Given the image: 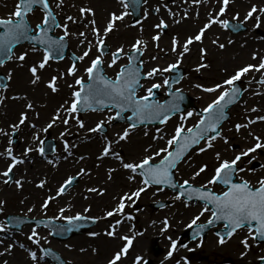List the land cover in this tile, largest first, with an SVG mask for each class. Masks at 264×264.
I'll use <instances>...</instances> for the list:
<instances>
[{
    "label": "snow or ice",
    "instance_id": "snow-or-ice-1",
    "mask_svg": "<svg viewBox=\"0 0 264 264\" xmlns=\"http://www.w3.org/2000/svg\"><path fill=\"white\" fill-rule=\"evenodd\" d=\"M235 0H180L181 5H194L191 10L183 7L181 12H174L168 7V4H158L153 11L159 13L161 7L166 9L169 17L172 18V24H181L188 19L200 18V7L207 8L205 19L199 27L190 34H186L183 39L179 34L171 36L170 47L164 49L160 47L159 41L169 24L163 17L152 27L156 29L155 35L151 36V41L160 53L168 55L171 53L173 59L166 66L156 63L145 70L146 61L142 58L145 50L148 48L149 41L137 37L131 44V51L120 45L111 50L106 46V38L109 33L117 29V22L124 21L125 17L139 11L142 4H147L148 0H118L122 10L111 11L105 18L103 24L98 23L96 10L86 3L80 5L72 4L70 7L77 8L78 15H65L64 23L58 20L59 10L63 11L65 0H16L14 9L5 18H0V68H5L9 62H17L16 67L26 68L29 77L28 85L30 90L35 92L37 88L43 85L46 91L42 96L47 98L50 94L55 95L61 92L66 85L70 90L68 99H64L50 114L47 121L39 123L40 111L38 108L46 107L45 104H38L37 101L29 95V92H16L8 95L12 87L11 81L14 76V69L8 68L6 75L0 76V106L7 107L6 101H17L20 104L18 114L14 121H10L7 128L0 127V138H6L7 143L0 150V161L3 162V169L0 170V183L11 186L14 184L18 190H22L24 184L34 183L36 188L45 189L48 185L46 178L38 181H26L25 176L15 178L14 169L23 165L26 161H31L30 154L35 153L43 157L47 164L52 168H57L61 160H68L74 157L73 149L77 147L74 143H69L67 136L73 135L72 129H85V120L81 118V113H100L102 116L95 120L94 126L86 128L88 133H103L102 147L97 156V160H104L111 156L119 162L120 169L125 170L126 179L135 182L136 186L128 191H122L113 197L115 204L111 207L104 208L103 214L99 216H85L82 212H76L74 215H66L71 207L58 208V215L48 217L46 215L49 205L55 202L59 197L69 192L74 186L77 177L90 174V170L80 167L74 175L66 176L58 183L55 190L48 188L42 198L39 208L43 215L40 218L28 215H8L7 224L0 221V234L9 232L8 225H12L17 231L20 225L32 223L26 233V239L35 247L26 246L17 239L7 237L10 242L5 243V239L0 238V264H9L8 259L14 250L19 248L24 251L28 264H42L47 258H51L55 264H71L62 258L60 253L54 251L51 247H45L48 243V237L42 236L38 231L41 226L50 229L49 235L53 232L62 234L71 232L79 227V222L89 220L96 223L100 220L118 217L109 222L102 231H90L88 235L92 238L106 236L113 241L119 240L118 244L107 256L105 264H124L128 257L133 241L137 236L142 235L140 232H134L129 229L130 235L120 234L119 228L125 219H133L126 213V204H135L136 201L148 189L157 186L156 191H161L159 186L166 185L172 189H177L174 200L181 201L184 206L188 207V201L198 200L203 204L199 211L195 213L188 227L196 226L194 238L209 226L222 222L224 232L216 231L217 242L224 245L234 236L240 235L239 240L242 251L241 257H246L252 249L253 242H264V174L256 176L255 182L251 179L240 175L244 172L255 173V167H242L247 162L257 160L259 156H264V132L257 133L254 126L264 125V107L247 106V101H243V121L234 122L227 129L234 136L225 134L224 122L229 119L228 112L230 106L240 102L244 91L237 86V82L242 79L248 81L249 86L252 84L260 85V90L250 92L251 96L264 95V47L257 46L248 52V59L241 63L235 64L231 71L227 66L219 68L223 75L219 79H213L211 82H204V75L212 70V63L208 60V49L203 47L206 33L214 25L223 30H231L239 35L243 29L246 35L255 32L264 25V0L259 3H252L249 0V6L243 15L240 11H232L230 4ZM176 3V0H172ZM211 5V7H209ZM131 8L132 12L129 11ZM36 11L41 13L39 20L33 26L29 20V15ZM231 13L230 19L222 17ZM143 17L147 19L149 10L144 9ZM71 25H82L85 30L71 31ZM135 25H140V32H143V24L140 20L135 21ZM131 25V26H135ZM125 27L130 25L125 24ZM60 29L61 34L54 35L53 30ZM91 34L93 39L88 38ZM69 37H76L79 45H82L80 55L72 54L71 63L63 70L57 69L55 74L44 76V70L50 66L53 59L61 60L64 58L63 52L68 44ZM256 39L264 43V37ZM22 41L29 42V48L17 54L15 48ZM211 43L220 51H226L227 48L236 43L232 38L226 42H221L219 36H215ZM199 44L198 61L193 67V71L200 75L201 82L193 83L191 86L203 93L214 94L213 98L205 107L198 112L184 111L181 108V102L184 99V91L180 87H174V84H180L182 77L169 79L166 73H172L178 69L187 54L191 53L192 45ZM248 46V39L245 38L239 47L245 49ZM96 52L93 54V49ZM30 53L39 54L36 60H30ZM108 57L107 61L105 57ZM151 61H159V55L149 57ZM126 60V63H121ZM83 62V68L79 64ZM114 69L112 76L108 75L105 68ZM81 71L83 75H81ZM254 73L256 75H254ZM65 77L71 78L69 83ZM160 79H157V78ZM64 81V85L60 82ZM164 88L168 99L160 100L156 98V90ZM141 92L143 94H141ZM130 113V114H126ZM255 114V115H251ZM193 116L196 120L188 124V120ZM173 117H178L172 132L166 134L163 129L156 128L155 134L151 136V141L143 147L142 155L139 157L126 158L116 151L114 146L119 145L121 141L129 142L131 135L140 125H147L149 122L158 121L161 125H166ZM123 119L127 121V127L115 132L112 138L105 133V128L114 120ZM74 122V123H73ZM27 128L31 132L30 140L23 148L22 152H15L13 136L17 135L21 128ZM61 129L58 132V138L63 145V152L66 155H53L49 158L46 153L56 152L54 146L46 149V140L42 134L49 133L50 130ZM143 135L148 137L149 132L144 131ZM233 139H243L246 141L243 147L236 145L233 147ZM164 141L163 145L158 142ZM222 142L225 147L214 151L215 166L206 176L205 182L194 183L198 177L209 170L206 162L193 164L191 152L195 149L198 154L206 153L209 150L217 149V144ZM231 151V155L225 154ZM85 160L81 155L76 158L79 163ZM186 164L192 169L190 179H184L182 182L174 179V170L179 171V166ZM97 167H100L97 164ZM264 168V164L260 165ZM26 171V170H25ZM116 168L107 169V180L113 179V173ZM137 177L139 180L137 181ZM210 185H222L223 188L217 192ZM90 194L100 197L107 193L108 188L105 186H92L85 189ZM156 193H153L155 196ZM84 199H89L85 196ZM23 203V201H21ZM159 203V201H157ZM6 200L0 199V214L5 213ZM35 205L28 207L27 212L32 213ZM160 207L165 205L160 203ZM92 205L89 204L84 208V212H91ZM205 213H210L209 217L200 223L201 217ZM63 220L67 224H58L54 221ZM156 224V221H152ZM161 234L170 227L168 217L163 219ZM170 241V247L165 259L171 258L178 248V241L171 236L167 237ZM43 242V243H42ZM187 247L186 245H180ZM71 249V244L65 245ZM79 251L84 253L85 248ZM91 251L95 254L98 248L92 247ZM258 264H264V254L257 256ZM132 264H149L143 255H135ZM176 264H180L177 261Z\"/></svg>",
    "mask_w": 264,
    "mask_h": 264
},
{
    "label": "bare ground",
    "instance_id": "bare-ground-1",
    "mask_svg": "<svg viewBox=\"0 0 264 264\" xmlns=\"http://www.w3.org/2000/svg\"><path fill=\"white\" fill-rule=\"evenodd\" d=\"M253 1H254V3H259V0H253ZM78 3L90 4L96 10V17L95 18H97V20L100 21L102 24L105 21V18L107 17V15L111 11H119L121 9L120 5L118 4V0H65V6L68 5L69 7L72 4L77 5ZM158 4L162 5L163 2L160 0H148L147 4H143L141 13H143L144 9L147 8L149 10V15H148L147 19H145L142 15V21H141L143 24V32L142 33L148 34L151 30L157 31L152 26L159 22L160 17H163L166 20V22H168V24H169L167 32L164 35H170L174 32H177L178 34L179 33H181V34L182 33H189L193 30V28L195 26L200 24V22L204 21L205 13L207 11V8L200 7L201 15H200L199 20H196L193 18V19H188L181 24L174 25L171 22L172 18L168 16L166 9H164L163 7H161V11L159 13H156L155 11H153L155 6H157ZM171 4H173V5H168V7L171 8L174 12H179L182 6L188 7L190 10L192 8L196 7V6L191 5V4H189L187 6L181 5L178 3H171ZM242 6H243V1L242 0H236L233 4H230V9L232 11L238 10L243 15L244 12L241 11ZM209 7H211V5H209ZM56 11L59 12L58 20L61 23L65 22L63 17L65 15H67L66 13L71 14V15H75V8L74 7H71L69 12L65 11L64 9L62 12H60L59 10H56ZM230 17H231V13L223 16L222 18L228 19ZM117 24H119L117 29H115L113 32L109 33V35L113 34V36H115V37H120V36L129 37V36L135 34L134 29H136L138 31V33H141L140 32V25H135L133 27L132 26L125 27L124 26L126 24L125 19L122 22H117ZM71 26L72 25H70L71 31H76V27L72 26L73 27L72 28ZM261 29H264V25H262L255 32L248 33L247 35L243 34V35H239L237 37H230L224 31H222V29L219 26L214 25L212 27V29L206 33V36H205L204 42H203V44H206L207 49H208V60L212 63V70L208 73H205L204 82H211V80H213V79H218V77L222 74L219 72L220 67L227 66L229 68V70L231 71V68L235 65V61H236L235 59L246 61L248 59V52L252 48H255L257 46L264 47V43H262L260 40L256 39L257 37H259L258 33H259V30H261ZM54 34H61V30L56 29ZM215 36H219L221 42H226L228 38H232L233 40L236 41V43L234 45L229 46L226 51H220L215 47V45H213L211 43L212 39ZM88 38L91 39V36H88ZM245 38L248 39V46L245 49H241L239 47V45L243 41V39H245ZM159 44H160L161 48L167 49L166 46H164L162 40L159 41ZM198 45L199 44H194L191 47L193 49L194 47H197ZM68 47L75 54H76V52H79L82 50L77 45L75 37H69L68 38ZM16 50H18V49H16ZM152 55H159L161 57V59L159 61H157L156 63H160L162 65V63L164 62V63H166V64H163L164 66H166L167 63L170 62V59L173 58V55L171 53H169L168 55H164L163 53H160L159 49H157L156 47L154 49L148 48L147 52H145L143 54V57H142L146 61L145 70H147V67L154 65L153 61H151L149 59V57ZM198 57H199V53L195 55V53L193 51H191V53L186 55L187 60L196 61L198 59ZM38 58H39L38 54L30 53V57H29L30 60H36ZM13 63H17V62H10L9 64H13ZM58 64L59 63H50V66L44 70V74H45V72H50L51 74H55V71L57 69H59ZM186 65H189V64H186ZM194 65L195 64H192L193 67H194ZM105 68L107 70V73L110 76H112L114 74V69L107 68V63L105 64ZM192 69L193 68L190 69L191 75L195 79V80H193L192 83L201 82L200 75L195 73ZM167 74L168 73H166L165 75H167ZM254 75H256V74L254 73ZM25 77L26 76L24 75V73L22 71H20L19 73H17V76H16V73H14L13 80L15 79L16 82H18L22 85L23 82L28 81L27 78H25ZM68 78L69 77H65V79L67 81H68ZM157 79H160V78L158 77ZM68 82L71 83L70 81H68ZM240 82H242V89H247V91H244V93H243V99L241 100V102L244 100L247 101V106H248L250 101L251 102H250L249 106H257V104L264 103V95H261V96H259L257 103L252 104L253 99H255V97L251 96L250 92L253 90H260V85L252 84L251 86H249L248 81L246 79H242ZM60 83L62 85H64V81H61ZM20 84H18V85H20ZM28 86H29L28 84H27V86H23V85H22V87L19 86V90L20 89L25 90L26 87H28ZM43 91H46V89H44L43 85H41L39 88L36 89L35 93H37V94L39 93L40 95H42ZM159 91H163V94H164L165 90L161 88V89H159ZM194 91H195V93L196 92L203 93L197 89H194ZM203 95H205V93H203ZM69 96H70V90L65 85L62 88L60 93L55 94V95L50 94L46 99H44V101H42V100L37 101L36 100L38 104L43 103L46 105V107L38 108V111H40V112L43 111L46 113V115L48 114V116H50L52 111L60 103H62L64 99H68ZM162 97L163 96H161L160 98H162ZM18 103L19 102H16V108H18ZM244 107H245V105L242 106L241 109H237V108L232 109L233 110L232 113L234 114L235 119H237V117H239L240 120L243 119V108ZM262 107H264V104L262 105ZM15 111L16 110H10V113L14 114ZM261 114H264V113H261ZM100 117H98V118H100ZM173 122H178V117H173L169 121V123H173ZM166 128H167V126L163 127V131H166ZM228 128L229 127L225 128V134L229 135V136H234V133H229L227 131ZM254 129H255V131H257L258 130L257 126H254ZM118 130L119 129L117 128L115 131L118 132ZM26 131H27V129H22L20 131V135L23 136L26 140V141L23 140V143L25 145L28 143L29 137H30V130L28 129V133L26 135L27 137L24 135ZM147 131L149 132V135H148V137H145L143 135L144 130H141V131L135 130L136 133L134 134V136L131 135L129 142H127V143L123 142V144H122V141H121L120 144L115 145L114 148H117L119 146L120 147H128V146L133 147L134 146L133 148H136L139 150L142 149L148 143L152 142L150 138L152 135L155 134V130L148 129ZM262 132H264V130L259 131L258 133H262ZM109 138H112V136H110ZM66 139H68L69 143H74L77 145V147L75 149L77 150V152H79L78 153L79 155H80V153H83L85 150H87L89 148L95 149L97 146L102 147L101 137L99 135L94 134V133H88L87 131L73 132V135L67 136ZM57 141H59V140H57ZM163 142L164 141H159L158 143L161 144ZM232 143H233V147H235L237 144L242 147V146H244L246 141H244L243 139H233ZM224 147H225V145H223L222 142H219L217 144L216 150L223 149ZM0 150H2V149L0 148ZM56 154L66 155V153L63 152V145L60 141H59V147L57 149ZM228 154H231V151H229L225 155H228ZM30 155H32V154H30ZM201 155L202 154L198 155L196 157V159H194L192 161L194 165L199 164L201 162H207L203 156L201 157ZM70 158H73V157H69V159L66 161L61 160L60 164L55 169L49 165L45 168L42 162H38V161L33 162L32 165L30 166L32 170L33 169L38 170L39 172L42 173V175H44V173H45V175L42 177V179L46 178L48 180V185L46 186V188L45 189H39V188L35 187L34 183H27L26 182L24 184V187L22 190H18L16 188V189H8V191H7V188L0 185V198L3 200H6L7 202H8V200L13 199L14 201H13L12 205H10V207L14 208L15 210L20 209L21 211L26 213V215L39 214L40 212H42L41 209L39 208V204H40L42 198L44 197L45 193L47 192L48 188L53 189V183H54L53 179L55 177H57V175L61 174L64 171H66V172H70V171L77 172V170L80 167H84V168L90 170V174L81 177L80 183L72 191L70 198H71V201L78 203L79 208H82V209H84L87 205L91 204L92 205V212L95 213L96 216H99V215L103 214L102 210L104 208L111 207L115 204V201L113 200L114 196H117L122 191H128L130 188H133L136 186L135 182H130L126 179V173H124L125 170L120 169L119 164L100 165V167H97L96 160L91 155L89 156V158L86 159V161H84V162L82 161L80 163H76V162H74L75 159L71 160ZM258 159L260 160L261 164H264V156H259ZM208 160H210V161L214 160V151H212L211 155L208 156ZM2 163L3 162L0 161V165ZM108 168H116L117 169V171L115 173H113V179L111 181L107 180V169ZM25 175H26V173L23 176H25ZM198 178L200 180L201 179L203 180L204 176L201 175ZM255 178L256 177H252V176L248 177V179H251L253 182H255ZM25 179H26V181H33V180H28V178H25ZM137 181H138V179H137ZM203 182H205V181H202L201 183H203ZM92 186H105L108 188V191L103 196L97 197V196H95V194H90V193L85 191L86 188L92 187ZM145 194H146V192L141 195V197L136 201L135 204H126V209L129 210V208H130L131 212H133V213H131V216L133 217V219H125L122 226L119 228L120 234L130 235L131 234L129 232L130 228L134 232L142 233V235L137 236L136 239L133 241V246L130 248L129 252L139 251V250L145 249L144 245H145L146 241L151 240L155 236H160V238H162V239H165V238L171 236L173 239H176L178 234L183 229L188 227V224L191 220V219H189L190 217H187V216H189V214H186L185 218H181V216H183V214H185V213L181 212L182 211L181 207L189 210L193 214L197 213L201 207L198 204H194V205L188 204V207L186 208L183 205V203H181V201L174 200L173 198H171L170 203H169V218H168L169 222H170V227L167 231H165L163 234H161V232H160V228L162 227L161 220L163 221V219L153 220V221L157 222L156 224H153L152 221H149L145 215L146 211H145L144 207H142L144 202L146 201V200L142 199L143 198L142 196H144ZM85 196H88L89 199H84ZM21 201H23V203H21ZM36 202H37V204H36ZM33 205L36 206L34 212L28 213L27 212L28 207H31ZM60 207H67V206H60L59 200L57 199L55 202H53L49 205L47 212L58 214V208H60ZM73 209H75V208L71 207V210L69 212H72ZM126 209H125V211H126ZM126 213L130 215L129 211H126ZM116 218H118V217L108 218L107 220H100L101 228L104 229L109 222L114 221V219H116ZM243 234H245V232H242L238 236L232 237L231 239L228 240L227 243L241 247V249H242V246L239 244V240ZM18 240L20 242L24 243L26 246L30 247V245H31V243H29L30 241H28L26 239V233L24 231L20 233V235L18 236ZM78 240L79 239H74L73 242L77 243V242L83 241L81 239L79 241ZM98 242H99L100 246L97 247L98 248L97 253H101V254H107L108 253V254H110V252L119 244L120 241L119 240L113 241L111 238H108L106 236H101V239H99ZM202 244L203 243H200V242L189 243V242H184V241L180 240V241H178V248L174 252L173 256L171 258H168V259L164 258L160 264H176L177 261H180V264H182L181 263L182 256L189 255L191 253H195V252L199 251L203 247ZM180 245H186L187 247H182ZM234 260L237 261V262H235V264H252L251 260L247 256L246 257L238 256L236 259H233V257L230 256L228 258L227 262H222L221 264H234L233 263ZM208 262H209V264H212L210 261H208ZM10 264H28L27 258H25V256H23L22 250H19V249L14 250ZM124 264H129V261L127 260V258L124 260Z\"/></svg>",
    "mask_w": 264,
    "mask_h": 264
},
{
    "label": "rangeland",
    "instance_id": "rangeland-1",
    "mask_svg": "<svg viewBox=\"0 0 264 264\" xmlns=\"http://www.w3.org/2000/svg\"><path fill=\"white\" fill-rule=\"evenodd\" d=\"M160 1H162L163 4L167 3L168 5H173V4H171L172 0H160ZM242 1H243V6H242L241 11L244 12L247 9V7L249 6V0H242ZM251 2L254 3L253 0H251ZM15 3L16 2H14L12 0H0V18L7 17L8 14L14 9ZM176 3L180 4V0H176ZM80 4H82V3H78L77 5H80ZM185 6H187V5H185ZM142 7H143V4H142ZM142 7H141V12H142ZM183 7L184 6L181 7L179 12L182 11ZM70 8L71 7L66 5V6H64L63 9L65 11L69 12ZM120 10H122V9H120ZM66 14L67 15H71V14H68V13H66ZM32 15H31L32 18L30 17L29 20L32 22V24L34 26L35 23L38 22L41 13L39 11H36ZM75 15H78L77 8H75ZM230 18H228V19H230ZM138 20H140V21L142 20V13H140V17H139ZM202 22H200V24L195 26L192 31H194L197 27H199ZM98 23L102 24L100 21H98ZM125 23L127 25H130V26L131 25H135V21L133 20V17L131 15L125 17ZM117 25H119V24H117ZM72 26L76 27V31L85 30L82 25H80V26L72 25ZM222 31H224L230 37H237L239 35L246 34V31H244V32H242L239 35L233 36L228 30H223L222 29ZM134 32H135V34H133V35H131L129 37H124V36L115 37V36H113V34L108 35V37L106 38V46H107V48H109V49L114 51L116 47H118L120 45H124L126 50L131 51V47L130 46H131V44L134 42V40L137 37H140L143 40L149 41L148 48H151V49L155 48L154 42L151 41V36L155 35L156 31H152L151 30L148 34H144V33H138V31L136 29H134ZM166 32H167V29L164 31V33H163V35L161 37V40H162L164 46H166V48L168 49L170 47L171 36L175 35V34H178V33L174 32V33H172L170 35H164ZM191 32L182 33V34L179 33V36L181 37V39H183V37L186 34H190ZM88 36H91V34L89 33ZM258 36L259 37H264V29L259 30ZM91 39H93L92 36H91ZM76 43H77L78 46H81V49L83 48L82 45H79L77 38H76ZM29 46L30 45H27V44L19 46L18 50H16L17 54L19 52H21V51L27 50L29 48ZM202 46L207 48L206 44H203ZM199 47H201V45H198L197 47H194L192 49V51L195 53V55L199 53L198 52ZM67 48H68V52H67V56H65V58H63L62 60H59V61H52V60L50 61V63H59L58 64L59 65V69H61V70L65 69L71 63V56L74 53L69 47H67ZM147 49L145 50V52H147ZM81 51L76 52V55H80ZM95 52H96V50L94 48L93 49V54H95ZM107 59H108V57L106 56L105 60L107 61ZM172 59L173 58L170 59V62L172 61ZM235 60H236L235 64L243 62V60H237V59H235ZM197 61H198V59L196 61L187 60L186 57H185L182 65L179 67L183 71V78L181 79L180 84H177L176 87L182 88L184 93L194 102V109L200 110L203 107H205L208 102H210V100L213 98L214 94L205 93V95H203V93H198V92L195 93L194 89L192 88L191 85L193 84L192 82L195 79L191 75V70L190 69L193 68L192 64H195ZM156 62L157 61H153V64H155ZM9 63L5 66V68H2L1 70H3L6 73L8 68H13L14 69V73H16V76H17V73L22 71L24 73V75L26 76L25 78H27V80H28L29 74H28L26 68H18V67H16V63H13V64H9ZM121 63H126V60H122ZM163 64H166V63L163 62L162 65ZM186 64H189V65H186ZM79 67H81V69L83 68V62H81L79 64ZM50 74H51L50 72H45L44 76L48 77ZM80 74L83 75V72L81 71ZM222 75L223 74H221L218 77V79ZM68 81L71 82V78L70 77L68 78ZM18 84H20V83L16 82L15 79L11 81V85L15 86L16 89H13L11 87L9 89V91H8V95H13L16 92H25V91H27V92H29V95L31 97H33L35 100H37V101H40V100L44 101V99H46L45 97H43L39 93L37 94L35 92H32L30 90L29 86L26 87L25 90H21V89L19 90V86L20 87H22V85L23 86H27V84H28L27 81L23 82L22 85L21 84L18 85ZM237 86L242 88V82H240V81L237 82ZM165 91H164V94H165ZM164 94H163V91H159V89H158L157 90V96H158L157 99L164 100L166 98V96H165V98H160L161 96H164ZM254 97H255V99H253L252 104L257 103V100L259 98V96H254ZM242 99H243V97H242ZM250 102H249V104H250ZM5 103H6L7 107L0 106V127L7 128L8 123L10 121H14L16 119V116L18 114V110L20 108V104L18 103V108H16V101L12 102V100H8ZM249 104H248V106H249ZM263 104L264 103L257 104V105L262 107ZM241 105L244 106L243 101L242 102L241 101L238 102L235 106H233V108H231L229 110V119L224 123V129L227 128V127L230 128L232 126V123H234V122H238V121L242 122L243 121V119L240 120L239 117H237V119H235L234 114L232 113V111H233L232 109H234V108L241 109V107H242ZM9 110H16L15 113H14L15 115L11 119L9 117H7V115L9 114L8 113ZM186 111H192V112L195 113V111L193 109H189V110H186ZM94 114L95 115H93V114H81V118L85 120L86 128L89 127V126H94V122H95L96 119H98L97 115L99 113H94ZM251 115H255V114H251ZM48 118H49L48 114L46 115L45 112L41 111L40 112L39 123L43 124L45 121L48 120ZM195 120H196V117L193 116L192 118H190L188 120L187 123L190 125V124L194 123ZM176 123L177 122H173V123H169L168 122L166 125L139 127V128H137L136 131H141V130L145 131V130H148V129L156 130V128H158V127L163 129V127L167 126L166 131H164L165 134L167 135V134H170L172 132V130H173V128H174ZM256 126H257V129L259 131L264 130V125L258 124ZM106 127H107L106 134L110 137V136H113V134L116 132L115 130L117 128L119 129L118 131H120L124 127H127V123H121V124H117V125L114 126L113 125V121H112ZM86 128L85 129H78V128L74 127L72 129V131L73 132H84V131H86ZM60 130H62V128L61 129L54 128V129L50 130L49 133L42 134V138L43 139L44 138L52 139L55 142L56 152H57V149L59 147V141L60 140L58 138V132ZM258 130L256 131L257 133L259 132ZM27 133H28V129L25 132V135H27ZM135 133L136 132H134L132 135L134 136ZM94 134H97V133H94ZM30 136H31V132H30ZM99 136L102 139V134H99ZM165 138H167V136ZM13 140H14V136H13ZM22 140H25V138L24 137L21 138L20 141H22ZM29 140H30V137H29ZM57 140H59V141H57ZM123 142L124 141H122V144H123ZM6 143H7L6 138H0V148L1 149H3V146L6 145ZM163 143H161V144L159 143V144L163 145ZM17 145H18V142L13 144L14 150L16 152L23 151V148L25 147V144L21 145V147L19 148V151L17 149ZM133 147H130V146H128V147H120L119 146V147L115 148V150L120 152L121 155L125 156L126 158L139 157L140 155H142L143 148L139 150V149H136V148H133ZM100 150H101V146L100 147L97 146L95 149L89 148V149L85 150L83 153H80V155H79L78 154L79 152H77L76 149H73L74 157L70 158V159L71 160L75 159L74 162H76V158H78L79 156L83 155V156H85V160H83V162H84L91 155L92 157H94V159L96 160V163L99 164V165L119 164V162L116 161L111 156L105 158L104 160H97V156L99 155ZM215 150L216 149H213V150H209L206 153H202L201 157L203 156L204 159H206V161H207L206 163H208V165H209V170L205 174H202L204 176L203 180L202 179L200 180L199 178H197V180L194 181V183L198 184V183H201L202 181H205L206 176L210 174L211 169L215 166V160H211V161L208 160V156H210L211 152L215 151ZM56 152L52 153L51 155H47V156L49 158H52L53 155H58V154H56ZM231 154H228V155H231ZM191 155L193 156V160H194L200 154L196 153L195 149H193L192 152H191ZM228 155H226V156H228ZM31 157H32L31 161H26L23 165H19L16 169H14L15 178H18L19 176L24 175L26 173L25 178H28V180H33L34 182H36V181H38V179H42V177L45 175V173H44V175H42V173L39 172L38 170H35V169L32 170L30 166L32 165L33 162H36V161L42 162L45 168L49 164H47L46 160L43 157L39 156L38 154L32 153ZM260 165H261V162H260L259 159L253 161L252 165H248L247 162L245 161V163L242 165V167H245V168L255 167L256 172L255 173H251V172H247L246 171L244 173H241L240 175H243L245 178L248 179V177H251V176L252 177H256V176H258L260 174H264V169L261 168ZM49 166H51V165H49ZM2 169H3V163L0 165V170H2ZM191 172H192V169L188 168L186 164H181L179 166V171H175V179H176V181L182 182L184 179H190ZM75 173H76L75 171L74 172L73 171H70V172L64 171L61 174L57 175V177H55L53 179V182H54L53 183V190H55V188L58 185V183L60 181H62L66 176L74 175ZM124 173H126V172H124ZM80 179H81V177H77V180H76L74 186L69 189V192L67 194H65L64 196L58 198L59 205L60 206H67V207L70 206L72 208L73 207L75 208V209L72 210V212L65 213L66 215H74L76 212H82L86 217L87 216H96V214L93 213L92 211L91 212H84V209L79 208V204L78 203H75L74 201H71V198H70L71 197V193L78 186V184L80 183ZM137 179L139 180V177H137ZM0 185L4 186L5 188H7V191H8V189H16V186L14 184H12L11 186H7V185H4L3 183H0ZM209 187H211L214 191H217V192H219L223 188V187L218 186V185H210ZM156 188L157 187H151L150 189H148V191H146V194L144 196H142L143 197L142 199L146 200L145 202L143 201L144 204H143L142 207H144V209L146 211L145 215H146V217H147V219L149 221H153V220H157V219H164L165 217L169 218V203H170V199L174 198V196H175V194H173L172 192H170L167 189H162L160 187L161 191L157 192ZM154 192L156 193L155 196H153ZM13 201H14L13 199L8 200L7 204L5 205V213L0 214V221H4L6 223L5 217L7 215L21 216V215H25L26 214L23 211H21L20 209L15 210L14 208L10 207V205H12ZM157 201H159V203H163L165 205V207L158 208V209L153 208L154 204H158ZM36 204H37V202H36ZM190 205H194V203H190ZM198 205L202 206V204H198ZM181 208H182L181 212L185 213V214H183V216H181V218H185L186 214H189V216H187V217H190L189 219H191L194 214L192 212H190L189 210L183 208V207H181ZM126 211H129L130 215H131V213H133V212H131V209H129V210L126 209ZM42 215H43V213L40 212L39 214H31V215H28V216L40 218ZM46 215L48 217H52V216H57L58 214L46 212ZM209 215H210V213H205V215L203 217H201V220L199 222L203 223L209 217ZM57 222H64V221L63 220H57ZM161 222H162V220H161ZM34 226L35 225L24 226L18 232H15V231H13L12 229H10L8 227L9 228V232L7 233V236H5V234H0V238L5 239V243L10 242L7 237H11L13 239H17L18 240V236L20 235L21 232L24 231L25 233H28L30 231L31 227H34ZM102 230H103V228H101L100 221H98L96 223V225L92 229H90L87 233H85V234H83L81 236H76L74 238H71V239H69V240H67L65 242H58V241L54 240L51 237V235H49V231H47V230H45L43 228H38V231L40 232V234L42 236H47L48 237V243L45 244L44 246L45 247H51L54 251H57L58 253H60V255L62 256V258L64 260L70 261L71 264H104L105 263L106 258L109 255L108 253L107 254H101V253H97V254L95 253L94 254L91 251L92 247H96L97 248L98 246H100L98 240L101 239V236L97 237V238H92V237H90L88 235V233L90 231H102ZM217 230H219V228ZM244 232L246 233V230H244ZM182 233L183 232H180L178 234V236L176 238L177 241H179ZM74 239H79V240L81 239L83 241L74 243L73 242ZM216 239H218V238L215 235V231H211L204 239L196 240V242L203 243L202 244V246H203L202 249H200L199 251H197L195 253H191L189 255L182 256L181 263L182 264H209L208 261H210L212 264H221L222 262H227L228 258L230 256H232L233 259H236L238 256H240L239 253L242 251L241 247H238V246H235V245H232V244H228V243H226L224 245H220L217 242ZM29 243H31V242H29ZM120 243L121 242H119V244ZM69 244H71L73 246L71 249L65 247V245H69ZM154 245L158 246L159 249H160V254L158 256H154V254H153V246ZM30 247L34 248L35 246L31 244ZM144 247H145V249H142V250H139V251H133V252H129L128 253L127 260L129 261V264H132V259L135 257V255H138V254L139 255H143L145 259H151L153 264H160L162 262V260L166 257V254H167L168 249L170 247V241L167 238L162 239V238H160V236H155L151 240L146 241ZM80 248H85V249H87V251L84 252V253H81L79 251ZM17 249H19V248H17ZM19 250H21V249H19ZM22 252H23V256H25V258H26V254L24 253L23 250H22ZM261 254H264V243L257 244L256 242H253L252 243V249L247 255V257L251 260L252 264H258V261H257L256 258H257V256H259ZM4 259H8L9 260V264H10L12 256L11 257H4ZM235 262H237V261L234 260L233 263L235 264ZM42 264H52V263L49 262L46 259V261L42 262Z\"/></svg>",
    "mask_w": 264,
    "mask_h": 264
},
{
    "label": "water",
    "instance_id": "water-1",
    "mask_svg": "<svg viewBox=\"0 0 264 264\" xmlns=\"http://www.w3.org/2000/svg\"><path fill=\"white\" fill-rule=\"evenodd\" d=\"M134 14H135V17L137 18V17H138V11L134 12ZM24 42H25V41H22L21 43H24ZM177 77H180V75H178ZM175 78H176V77H175ZM175 78H174V79H175ZM181 103H186V101L183 99V101H182ZM150 123H159V122H158V121H153V122H149V123H147V124H150ZM51 145H52V144H50L49 142H47V143H46V149L49 148V146H51ZM48 152H49V151H48ZM80 222H88V221L83 220V221H80ZM80 222H79V223H80ZM92 223H93V222L89 221L87 225H79V227L73 229V231H71V233L66 232L62 238H66V237H68L69 235H71V234H73V233H78V232L82 231L83 228L88 227V226L91 225Z\"/></svg>",
    "mask_w": 264,
    "mask_h": 264
}]
</instances>
